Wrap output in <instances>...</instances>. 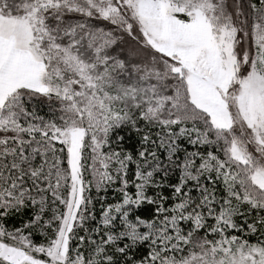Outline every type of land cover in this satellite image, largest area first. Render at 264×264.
I'll list each match as a JSON object with an SVG mask.
<instances>
[{
	"label": "snow or ice",
	"instance_id": "6c2138e0",
	"mask_svg": "<svg viewBox=\"0 0 264 264\" xmlns=\"http://www.w3.org/2000/svg\"><path fill=\"white\" fill-rule=\"evenodd\" d=\"M0 264H264V0H0Z\"/></svg>",
	"mask_w": 264,
	"mask_h": 264
}]
</instances>
